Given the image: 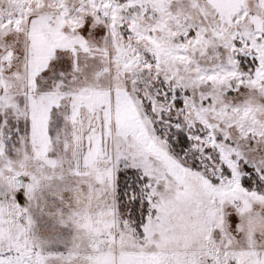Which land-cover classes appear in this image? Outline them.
Instances as JSON below:
<instances>
[{
  "label": "snow or ice",
  "instance_id": "snow-or-ice-1",
  "mask_svg": "<svg viewBox=\"0 0 264 264\" xmlns=\"http://www.w3.org/2000/svg\"><path fill=\"white\" fill-rule=\"evenodd\" d=\"M0 264H264V0H0Z\"/></svg>",
  "mask_w": 264,
  "mask_h": 264
}]
</instances>
